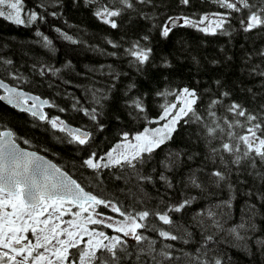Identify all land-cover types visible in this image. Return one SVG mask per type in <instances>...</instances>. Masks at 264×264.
<instances>
[{
  "label": "trees",
  "instance_id": "obj_1",
  "mask_svg": "<svg viewBox=\"0 0 264 264\" xmlns=\"http://www.w3.org/2000/svg\"><path fill=\"white\" fill-rule=\"evenodd\" d=\"M40 2L48 5L46 9H36L45 19L30 27L0 18V56L11 59L13 64L8 67L18 70L24 77L25 82L20 87L57 106L46 107L49 117L58 116L88 131L91 139L84 146L69 143L67 133L52 129L47 122L0 101V120L20 138L18 142L53 159L83 187L97 195L111 196L121 189L131 188L137 204L143 198L147 207L160 206L161 200L168 204L178 203L186 196L194 197L189 207L180 213H171L179 230L161 225L180 239L163 240L153 232L145 233L157 241V250L172 245L169 249L175 258L172 264H189V260L197 256L219 258L222 264H264V249L258 244L259 240H264V201L249 195L250 192L264 193V180L252 174L251 169L241 167L228 177L231 191L227 183L217 188L207 182L206 173L213 167L222 169L223 166L219 162L214 165L208 158L210 145L206 127H215V123L206 114L200 124L183 120L178 123L171 139L141 167L143 174L154 177L152 183L139 188L135 182L126 186L123 181L113 178L112 173L117 169L94 173L80 167L91 152L104 155L123 133L132 135L154 125L149 121L158 119L161 106L176 102L175 96L167 93L174 94L182 87L197 91L202 113L210 99L229 93L225 103L216 109L220 118L217 122H221V126H224L223 118L228 116L225 106L233 101L250 111H258L264 105V76L259 75L264 71V56L260 55L264 52V29L244 32L237 13H233L231 22L225 25V32L216 35H206L191 27H174L164 39L159 34V27L154 26L162 24L168 16L188 15L196 19L206 13L224 11L213 0H191L188 6L181 5L179 0L136 4L116 18L119 25L116 29L101 23L93 15L94 6L87 5L85 0ZM36 3L37 0H26L28 8L35 7ZM53 11L56 16L49 14ZM37 31L43 35L36 36ZM61 33L77 42L65 40ZM43 36L48 37L50 45L46 46ZM144 36L149 39L143 40ZM109 41L118 47H113ZM137 41L152 49L149 61L139 67L125 51ZM51 69L59 71L53 74ZM5 70L0 66V75ZM41 70L44 75L39 74ZM95 89L102 90L107 97L100 105L93 100ZM158 92L166 95L158 96ZM130 98L141 99L145 111L134 112L127 103ZM59 108L65 111L60 112ZM92 108L98 112L95 122L81 110L91 111ZM24 140L30 144H25ZM215 144L216 141H212L211 146ZM173 159L174 163L171 162ZM165 161L170 163V170L163 166ZM193 172L200 176L204 190L185 186ZM161 173L171 181L172 188L159 180ZM119 199L126 208L134 206L132 195L127 191L120 194ZM229 199L231 207H216ZM251 205L255 206L254 213L249 211ZM209 210L217 213L223 231L206 227L210 224L206 215ZM241 222L254 225V229H238L244 237L238 240L228 230ZM105 231L111 234V230ZM208 235L212 236L211 240L205 239ZM129 243L135 242L130 240Z\"/></svg>",
  "mask_w": 264,
  "mask_h": 264
},
{
  "label": "snow or ice",
  "instance_id": "obj_2",
  "mask_svg": "<svg viewBox=\"0 0 264 264\" xmlns=\"http://www.w3.org/2000/svg\"><path fill=\"white\" fill-rule=\"evenodd\" d=\"M152 2L153 0H85L87 5L94 6L93 15L112 29L119 27L116 18L125 10L133 9L136 4L146 5ZM190 2L191 0H179L183 6H188ZM213 3L224 11L204 14L196 19L188 15L168 16L162 24L154 26L159 27V34L164 39L169 37L174 27H191L206 35H216L218 32H225V25L231 22L233 13H237L240 14L239 24L244 32L264 29V0H213ZM47 7L40 0H37L33 8L27 7L26 0H0V18L18 26L30 27L45 19L42 12L36 9ZM49 14L57 15L54 11ZM144 18L149 19L147 16ZM56 31L60 32V29ZM42 35L40 31L36 32V36ZM61 35L65 40L77 42L67 34ZM142 39L147 41L149 37L144 36ZM43 40L46 46L51 44L47 36H43ZM109 43L118 47L111 41ZM125 51L139 67L149 61L152 49L137 41ZM260 55L264 56V52ZM12 64L11 59L0 56V66L6 69L0 75V101L47 122L52 129L67 133L69 143L81 146L89 144V132L70 128L58 116L49 117L43 111L45 106H57L20 88L25 82L24 77L18 70L8 67ZM51 71L55 74L59 70ZM39 74L44 75V70ZM259 75L264 76V71L259 72ZM8 80L13 83L9 84ZM167 94L174 95L176 102L162 105L158 119L149 121L157 124L164 121L162 126L145 128L131 137V140L128 133H123L121 143L104 155L91 152L83 159L80 167L94 173L117 169V172L112 173L113 178L123 181L126 186L135 182V186L139 188L145 183H152L154 177L143 174L141 167L157 149L171 139L178 123L183 120L185 123L200 124L205 120L206 114L215 123V127H206L210 145L208 158L214 165L219 162L223 166L222 169L213 167L207 172V182L217 188L227 183L231 191L232 184L228 183V177L233 170L241 167L251 169L252 174L264 180V105L258 111H250L233 101L225 106L228 116L223 118L224 126H221V122H217L220 118L216 109L225 103L229 93L224 92L222 96L210 99L203 113L199 111L200 97L195 89L185 87L174 94ZM157 95L165 96L166 93L158 92ZM106 99L102 90L93 91V100L97 105ZM127 103L136 113L145 111L139 98H130ZM81 110L93 122L97 120L96 108L91 111ZM59 111L64 112L65 109L59 108ZM19 139L0 120V264H172L175 259L169 251L172 245L168 244L157 250V241L145 233L153 232L163 240L180 239L161 225L179 230L180 226L175 224L171 213H180L189 207L194 197L186 196L178 203L168 204L161 200L160 206L147 207L143 198L137 204L136 194L132 193L131 188L121 189L111 196L97 195L87 191L66 171L37 152L20 148ZM212 141H216L215 146H211ZM23 142L30 144L28 140ZM171 162L174 163V159ZM163 166L170 170L168 161L163 162ZM159 180L168 188L173 187L163 173ZM185 186L201 190L205 188L195 172L190 173ZM126 191L132 195L134 206L131 209L126 208L119 199V195ZM249 195H255L264 201V193L250 192ZM216 207H231V199L221 201ZM254 208L251 205L249 211L254 213ZM206 215L210 220L207 228L214 227L223 231V224L216 218L217 213L209 210ZM249 228L254 229V225L241 222L228 231L239 240L244 237L239 234L238 229L247 231ZM105 229L111 230V234ZM205 239L211 240L212 236L208 235ZM130 240L135 243L130 244ZM258 244L264 249V240H259ZM189 264H222V261L219 258L201 259L197 256L194 260L190 259Z\"/></svg>",
  "mask_w": 264,
  "mask_h": 264
},
{
  "label": "water",
  "instance_id": "obj_3",
  "mask_svg": "<svg viewBox=\"0 0 264 264\" xmlns=\"http://www.w3.org/2000/svg\"><path fill=\"white\" fill-rule=\"evenodd\" d=\"M8 83H9V82H8ZM9 84H11V83H9ZM20 88H21L23 91L28 92V93H30V94H32V95L40 96V95H38V94H35V93L31 92V91H28V90L22 88V87H20ZM0 94H2V91H1ZM40 97H41V96H40ZM41 99H46V98L41 97ZM46 100H48V99H46ZM4 103H6V102H4ZM6 104H7V103H6ZM45 107H47V106H45ZM43 111L45 112V108L43 109ZM65 124H66L68 127H70V128H79V129H81V131H86V130H84V129L80 128V127H77V126H75V125H72V124H70V123H68V122H65ZM10 130H11V129H10ZM87 132H88V131H87ZM18 144H19V147H20V148H22V149H24V150H26V151H34V152H37V154L43 156L44 159H46V160L50 161L51 163L57 165V166L60 167L62 170L66 171V172L70 175L71 178L75 179V178H74V177H73V176H72L67 170H65L64 168H62L61 166H59V165H58L54 160H52L51 158L45 156L44 154L38 152V151L35 150V149L29 148V147H26V146H22L19 142H18ZM85 189H86V188H85ZM86 190H87V189H86ZM87 191H89V190H87Z\"/></svg>",
  "mask_w": 264,
  "mask_h": 264
},
{
  "label": "rangeland",
  "instance_id": "obj_4",
  "mask_svg": "<svg viewBox=\"0 0 264 264\" xmlns=\"http://www.w3.org/2000/svg\"><path fill=\"white\" fill-rule=\"evenodd\" d=\"M207 14V13H206ZM183 88H185V87H182L181 89H183ZM180 89V90H181ZM157 120V119H156ZM163 123H164V121H160L159 122V124H157V123H154V125H152V126H147V127H145V128H149V129H154V128H157V127H160V126H162L163 125ZM144 128V129H145ZM143 129V130H144ZM143 130H141V131H139V132H142ZM138 132H136V133H133L132 135H129V139L131 140V137H133L135 134H137ZM122 142V138L120 139V140H118L112 147H114L116 144H118V143H121ZM111 147V148H112ZM110 148V149H111ZM110 215H115L114 213H111Z\"/></svg>",
  "mask_w": 264,
  "mask_h": 264
}]
</instances>
